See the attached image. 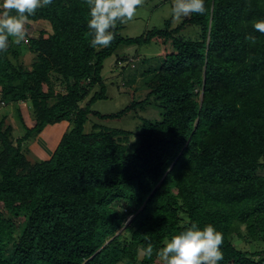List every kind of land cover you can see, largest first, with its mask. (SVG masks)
<instances>
[{
	"label": "trees",
	"instance_id": "obj_1",
	"mask_svg": "<svg viewBox=\"0 0 264 264\" xmlns=\"http://www.w3.org/2000/svg\"><path fill=\"white\" fill-rule=\"evenodd\" d=\"M205 3L204 15L176 26L171 16L137 37L118 23L111 45L93 48L86 0H52L26 25L42 20L51 30L26 31L27 42L0 52V105L13 104L22 131L5 127L4 110L0 264H162L156 253L193 223L223 234L218 264H264L255 247L264 244V35L253 28L264 0ZM152 42L165 51L140 74L145 97L116 113L92 109L107 98L105 61L121 46ZM133 62L116 54L114 65L124 73ZM124 78L134 87L136 75ZM152 104L159 118L141 115ZM131 112L141 121L135 130L95 123L85 131L90 116ZM63 121L69 128L51 156L29 159L26 143ZM149 243L153 256L141 257Z\"/></svg>",
	"mask_w": 264,
	"mask_h": 264
},
{
	"label": "clouds",
	"instance_id": "obj_2",
	"mask_svg": "<svg viewBox=\"0 0 264 264\" xmlns=\"http://www.w3.org/2000/svg\"><path fill=\"white\" fill-rule=\"evenodd\" d=\"M90 9L88 27L93 33L90 44L93 48H104L115 39V29L119 24H127L137 15V9L145 0H86ZM52 0H0V52H7L10 44L20 45L26 42V25L29 18L38 9L50 6ZM207 12L205 0H173L172 16L174 20L192 14L204 15ZM15 13V14H13ZM256 32L264 35V20L253 24ZM251 45L257 38L246 37ZM223 234L214 225L199 228L191 227L174 235L166 245L156 253L162 264H218L223 260ZM141 257H152L154 248L151 243L139 249Z\"/></svg>",
	"mask_w": 264,
	"mask_h": 264
},
{
	"label": "rangeland",
	"instance_id": "obj_3",
	"mask_svg": "<svg viewBox=\"0 0 264 264\" xmlns=\"http://www.w3.org/2000/svg\"><path fill=\"white\" fill-rule=\"evenodd\" d=\"M172 3L173 0H145L144 5L137 9V15L135 16V18L129 21L127 24H124V28L122 29L121 34L125 37H137L149 29L164 27L165 20L172 16ZM181 18L179 20H174L173 26H176L178 23H180ZM31 24L32 28L26 30L30 36H38L42 29L49 31L51 30V26L47 21L40 20L32 22ZM184 33L191 36H195L194 30L191 29H187ZM164 51V45L157 42H152L142 46H121L115 54H113L105 61L104 76L106 79L104 82L107 88V98L98 99L97 101H95L92 105V109L97 110L100 113H116L126 107L132 101L133 97H135L137 100L141 99L142 97H145L147 91L144 89L140 90L142 87L140 74H142L147 67L156 66L158 64V61L156 60L157 56H159ZM116 54H120V56H129L133 59V63H135L137 67L134 68L131 66V63H125L122 65L124 67V73H121L120 69L122 67H115L114 65ZM30 58L31 56H26L27 61H29ZM145 59H147L146 64L144 63ZM130 75L137 76V80L134 84V87L129 85L128 87H126L123 84V78H126ZM136 87L140 88L138 89V91L133 92ZM99 90L100 86L97 85L94 87L92 93ZM84 103L85 102L81 104L84 105ZM3 106L4 105H0V116L3 114L4 110H9V114L6 115L5 119V127L8 123H12L15 126L14 134L19 135L22 131L15 118L13 104L10 103L6 107ZM29 106V102H23L22 104L23 108H28ZM141 113V115L147 116L152 119L159 118V108L156 107L154 104L150 105L147 111ZM65 122L68 123L67 121ZM140 122L141 121L135 112H131L121 118L107 120H102L98 117L90 116L88 122L85 125V131H90L91 126L95 123L103 124L112 128L135 130V128L138 126V124H140ZM61 127H65V125L61 124L59 130H61ZM52 132L53 131L50 130L47 131V139L50 144L46 141L45 137L43 138V136H38L36 140L26 143L24 152L26 153L29 159H45L51 156L55 145L52 143H55L54 141L56 140V134ZM137 140L138 137L136 135L133 136V144L136 143ZM24 218V215H22L19 217H15L14 220L16 221V223L21 224ZM235 243L239 244L240 242L237 239L235 240ZM259 246L264 248V244L255 245V247Z\"/></svg>",
	"mask_w": 264,
	"mask_h": 264
},
{
	"label": "crops",
	"instance_id": "obj_4",
	"mask_svg": "<svg viewBox=\"0 0 264 264\" xmlns=\"http://www.w3.org/2000/svg\"><path fill=\"white\" fill-rule=\"evenodd\" d=\"M65 122V121H63ZM57 123V124H54V125H49L45 128V130L39 135L40 137L43 136V138L45 137L46 138V141L50 144V142L48 141L47 139V131H53L52 133L56 134V140L54 141L55 143H52V144H55L54 145V148L57 146L59 140L61 139L62 135L64 134V132L69 128L68 125L69 123ZM61 124H64L65 127H61V130H59L60 128V125ZM43 150V149H42ZM54 150V149H53ZM45 153V152H44ZM46 154V153H45Z\"/></svg>",
	"mask_w": 264,
	"mask_h": 264
}]
</instances>
